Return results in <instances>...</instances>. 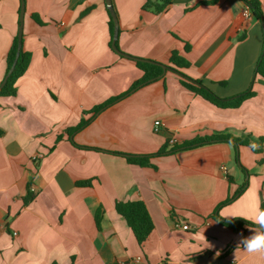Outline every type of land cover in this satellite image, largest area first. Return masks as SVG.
I'll list each match as a JSON object with an SVG mask.
<instances>
[{
  "label": "crops",
  "instance_id": "crops-1",
  "mask_svg": "<svg viewBox=\"0 0 264 264\" xmlns=\"http://www.w3.org/2000/svg\"><path fill=\"white\" fill-rule=\"evenodd\" d=\"M145 2L112 0L122 52L203 81L222 98L251 85L256 95L220 109L167 70L96 115L73 136L75 146L67 130L144 72L110 49L105 0H25L22 47L30 64L16 95L0 97V264H264L237 249L252 227L234 231L214 218L252 222L264 207L262 24L245 17L242 0H173L159 15L143 10ZM20 9L21 0H0V84ZM173 51L189 66L172 64ZM218 134L247 139L256 151L215 143L152 156L169 152L171 138L181 146ZM123 155L152 157L138 165ZM85 181L90 186H78ZM128 201H143L154 223L143 245L116 211Z\"/></svg>",
  "mask_w": 264,
  "mask_h": 264
},
{
  "label": "trees",
  "instance_id": "trees-1",
  "mask_svg": "<svg viewBox=\"0 0 264 264\" xmlns=\"http://www.w3.org/2000/svg\"><path fill=\"white\" fill-rule=\"evenodd\" d=\"M246 7L249 8L251 11L252 15L256 20L261 22V24L264 23V14L262 10V5L259 0H242ZM173 4V0H146L145 4L143 5V10L145 11H150L153 12L156 15L164 13L171 5ZM203 4V3H202ZM114 7V5H113ZM115 9V8H114ZM108 11V9H107ZM116 12V10H115ZM110 21H109V28H110V43L109 47L112 49L111 44H112V39H113V33H114V22L113 19L108 11ZM117 14V13H116ZM36 20V18H34ZM263 28V26H262ZM263 33H264V28H263ZM117 46H118V41H117ZM17 48H18V35L14 38L12 47L10 51L8 52L7 58H6V63H7V68H6V75L8 74L9 70L11 69L15 58H16V53H17ZM188 49V48H187ZM186 49V50H187ZM113 51V50H112ZM31 60V55L24 51L23 47L21 48L20 51V57L18 59L17 65L15 67L14 72L12 75L9 77L6 85L4 88L0 91V97H9V96H15L17 93V87H16V82L20 77H22L25 72L27 71L29 64ZM171 62L174 64L177 68H182V67H188L189 62L182 57L177 51H173L171 55ZM158 63V62H156ZM162 63L158 64H149V63H144V62H139L136 61V65L138 68H140L143 72L144 75L143 77L136 82L128 92H126L123 95H120L118 97L112 98L103 104H100L93 108L89 112H84V114H92V118L90 119H85L83 118L79 125L75 128L68 129L67 133L70 136L71 142L77 146L74 141H73V136L83 130L86 126L89 125L91 120L98 114H100L102 111L107 109L108 107L114 105L115 103L119 102L121 99L125 98L126 96L132 94L134 91L139 89L142 86H145L147 84H150L152 82H155L159 79L162 78L164 70L162 67L159 65ZM164 65V64H162ZM167 70H171L174 72H177L178 74L181 75L182 77V85L187 88L189 91L194 93L195 95L201 97L205 101L209 102L210 104L220 108V109H236L239 108L244 101L254 97L256 93L254 92L253 85L250 86V88L235 96L232 98H222L218 96L212 89H210L208 86L204 84L203 81L200 80H194L191 79L190 77L186 76L183 73H180L176 69L167 66ZM257 74L261 75L264 77V43H263V48L262 52L257 64ZM6 77V76H5ZM224 85L225 83H221ZM61 138V136H60ZM215 143H226L234 148L236 150L240 146H247L250 147L253 151H256L254 147L252 146L251 142L247 139H242L239 137H234L231 134H218V135H212L209 137H198L195 138L192 141H186L184 142L181 146H174L171 148V150L168 152L166 149H163L162 151L158 152L154 156H163L167 155L170 153H175L178 151L182 150H189V149H194L197 147L205 146V145H210V144H215ZM119 154V153H116ZM121 155V154H120ZM126 157L127 161L132 164H138V165H145L150 157H142V156H132V155H123ZM236 159L238 160V157L236 156ZM245 171V170H244ZM90 182H80L78 183V186H90ZM247 187V183H245L240 190L237 192L236 195L229 197L225 202H223L218 209L216 210V213L219 212V209L223 206H226L228 204H231L237 196L241 195ZM31 194V193H30ZM33 199V195L31 194L28 196L25 201H31ZM116 211L117 213L122 216L130 229L132 230L137 242L139 245H143L149 238L150 234L152 233L154 229V223L152 221V218L148 212V209L143 201H128V202H117L116 203ZM262 210H264V207L262 206ZM101 217L102 214L98 213L96 215V222L98 227H100V222H101ZM215 220H217L221 225L231 228L234 231H240L243 230L245 227H255V225L250 222L246 221L244 219H235L233 221H227L223 220L218 214L215 215ZM57 264V263H53Z\"/></svg>",
  "mask_w": 264,
  "mask_h": 264
},
{
  "label": "water",
  "instance_id": "water-1",
  "mask_svg": "<svg viewBox=\"0 0 264 264\" xmlns=\"http://www.w3.org/2000/svg\"><path fill=\"white\" fill-rule=\"evenodd\" d=\"M105 3H106V7L113 19V22H114V33H113V39H112V44H111V47H112V50L117 53L118 55L122 56V57H125L127 59H131V60H134V61H139V62H144V63H149V64H158L156 63L155 61H152V60H148V59H142V58H136V57H133V56H130L124 52H122L118 46H117V41H118V38H119V20H118V17H117V14L115 12V9L113 7V3H112V0H105ZM25 12H26V7H25V0H21V9H20V17H19V29H18V48H17V53H16V58H15V61L11 67V69L9 70L8 74L6 75V77L4 78V80L2 81V83L0 84V91L4 88V86L6 85L9 77L12 75V73L14 72L15 70V67L17 65V62H18V59L20 57V51H21V48L23 46V29H24V18H25ZM263 28H264V23L262 24ZM162 69L164 70V73H166L167 71V65H162V64H159Z\"/></svg>",
  "mask_w": 264,
  "mask_h": 264
},
{
  "label": "clouds",
  "instance_id": "clouds-1",
  "mask_svg": "<svg viewBox=\"0 0 264 264\" xmlns=\"http://www.w3.org/2000/svg\"><path fill=\"white\" fill-rule=\"evenodd\" d=\"M245 219L248 218L246 217ZM251 219L255 225V227L250 229L253 234L248 237H242L237 245V249L243 246L247 253L264 257V210H258Z\"/></svg>",
  "mask_w": 264,
  "mask_h": 264
},
{
  "label": "built area",
  "instance_id": "built-area-1",
  "mask_svg": "<svg viewBox=\"0 0 264 264\" xmlns=\"http://www.w3.org/2000/svg\"><path fill=\"white\" fill-rule=\"evenodd\" d=\"M244 15H245L246 18H250L251 12H250L248 7L246 8V10L244 12ZM154 132L155 133H161L162 132V124H161L160 121H155V123H154ZM177 143L178 142H177L176 138H171V140H170V145L171 146H175V145H177ZM182 228L184 230H189L190 226L189 225H183ZM15 235H16V233H15ZM140 261H141V257H137L136 260H135V262H140Z\"/></svg>",
  "mask_w": 264,
  "mask_h": 264
},
{
  "label": "rangeland",
  "instance_id": "rangeland-1",
  "mask_svg": "<svg viewBox=\"0 0 264 264\" xmlns=\"http://www.w3.org/2000/svg\"><path fill=\"white\" fill-rule=\"evenodd\" d=\"M260 157H262V154H260V155L259 154H255V158H257V160H259V161H260V159H259ZM262 160H263V158H262ZM261 164H264V162H261Z\"/></svg>",
  "mask_w": 264,
  "mask_h": 264
}]
</instances>
